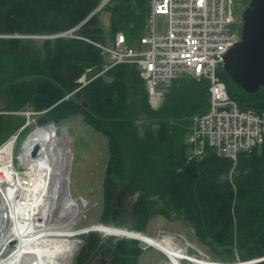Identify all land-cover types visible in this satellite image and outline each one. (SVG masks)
<instances>
[{"label":"trees","instance_id":"trees-1","mask_svg":"<svg viewBox=\"0 0 264 264\" xmlns=\"http://www.w3.org/2000/svg\"><path fill=\"white\" fill-rule=\"evenodd\" d=\"M100 1L0 0V35H51L78 26L75 35L82 37L45 38L39 44L32 38L0 37V74L11 67L7 77L0 76L4 110L17 111L28 105L36 114L43 111L36 120L39 125L47 121L57 124L81 114L107 138L102 223L111 222V205L119 193L139 192L129 207V230L144 232L158 214L171 219L182 216L215 261L264 256V142L238 154L235 163L211 149L200 158H189V126L192 117L207 108V84H200L202 97L189 107L162 101L152 108L135 64H116L98 74L105 57L93 42H106L100 11L109 12L112 35L122 31L132 43L144 32L148 9V0H108L94 12ZM88 68L96 76L76 90L78 79ZM217 74L241 108L264 111V87L249 93L221 66ZM141 113L149 120L143 133L135 125ZM25 121L24 117L0 113V142ZM163 199L173 207L174 216L159 204ZM115 221L124 227L123 219ZM78 237L81 244L76 264H84L103 242H108L110 249L106 264H137L144 250L137 239L113 242L109 237L104 241L94 230ZM251 264H264V260Z\"/></svg>","mask_w":264,"mask_h":264},{"label":"built area","instance_id":"built-area-1","mask_svg":"<svg viewBox=\"0 0 264 264\" xmlns=\"http://www.w3.org/2000/svg\"><path fill=\"white\" fill-rule=\"evenodd\" d=\"M107 1L101 0L97 10ZM228 1L148 0L144 32L137 44L129 43L122 31L109 43L93 42L109 57L105 70L135 64L148 95L157 102L178 76L206 81L207 108L192 117L187 135L189 158H200L211 149L236 161L238 154L264 142V111L241 108L217 74L224 54L240 39L239 30L229 28L233 18Z\"/></svg>","mask_w":264,"mask_h":264},{"label":"bare ground","instance_id":"bare-ground-1","mask_svg":"<svg viewBox=\"0 0 264 264\" xmlns=\"http://www.w3.org/2000/svg\"><path fill=\"white\" fill-rule=\"evenodd\" d=\"M16 140L17 136H11L0 146V249L9 241L16 242L0 264H71L81 241L75 235L83 233L73 225L86 204L69 192L72 136L66 128L59 135L50 122L37 125L18 154L26 168L21 177L13 163ZM35 146L38 150L32 155ZM55 208L62 210L56 217ZM9 217L11 227L3 231ZM93 226L105 235H122L158 249L166 257L159 264H185L187 259L192 264H219L208 258H187L165 238L104 223Z\"/></svg>","mask_w":264,"mask_h":264},{"label":"rangeland","instance_id":"rangeland-1","mask_svg":"<svg viewBox=\"0 0 264 264\" xmlns=\"http://www.w3.org/2000/svg\"><path fill=\"white\" fill-rule=\"evenodd\" d=\"M250 0H229L227 2V9L231 12L233 22L230 24L229 28L232 31L239 30L241 27L242 21V13L245 7L248 5ZM98 8L94 11H96ZM98 11V10H97ZM109 19V12L106 10L100 11V20L101 26L103 29V33L106 37V42L109 43L112 38V33L110 31L108 25ZM78 27L72 29L71 31L66 30L61 33L60 36L66 37H77L80 38L81 36L75 35V30ZM58 34V33H56ZM56 34L51 35H40V34H30V35H18V34H2L0 37H10V36H17L22 38H32L36 41L37 44L42 42V39L45 38H52L55 37ZM58 36V37H60ZM137 38L134 37L132 43H137L135 40ZM105 57L104 64H107L109 57L106 54H103ZM104 64L102 66V70L98 73L101 74L105 70ZM221 66V64H220ZM219 66V67H220ZM218 67V68H219ZM222 67V66H221ZM11 67L8 69L10 70ZM5 71L4 74H0V76L4 75L7 77L10 71ZM94 71L91 69H87L84 74L78 79L80 85L76 89L78 90L82 85L86 84L90 79L96 76ZM187 83H186V82ZM206 83L205 80L201 82L195 80H188L184 76H178L172 80L171 85L168 88V93L165 94L164 98H160V101L157 102L156 99L153 97L148 96V103L150 107L157 108V105L161 102L164 103H172V104H180L184 107H189L197 98L202 97V92L200 89V84ZM199 87V89H198ZM134 95H138L134 93ZM70 96L66 95L65 98ZM136 97V96H135ZM198 102V99L197 101ZM159 104V105H160ZM6 105V101L3 97L0 96V113L7 115L8 113L14 114L17 117H24L25 122L24 126L26 128L19 134L20 130L23 129L21 127L16 133L11 134L9 137H17L14 149H13V163L15 170L17 171V177H21V173H24L26 168L23 164L18 160V154L22 150L23 142L26 136L36 128L37 125V118L40 117L39 113H35L32 111L31 107L26 105L21 110L17 111H6L4 110V106ZM51 121L44 122L48 123ZM149 120L147 117L141 113L135 118V125L136 128L140 133H143L146 125L148 124ZM55 124V123H54ZM42 125V124H40ZM57 133L59 135L62 134L63 129L66 128L68 132L72 136V143H71V151H72V162L69 168V192L73 197L76 198H83L85 201V207L81 209L79 215L75 220V224L73 225V229L81 230L83 228L91 227L96 223L101 222L102 210L104 208V200H103V180L105 177V170L106 165L109 158L108 153V142L107 138L88 125L84 120L81 114L74 115L69 117L57 124ZM152 126L151 128H154ZM154 130V129H153ZM4 139L0 142V146L7 140ZM260 149V147H258ZM189 150V149H188ZM236 161H234L235 163ZM16 177V178H17ZM139 192L134 194H127L123 196L122 193H119L117 197H115L114 201L112 202L111 207V222L106 225H116L117 219H123L125 222L124 228L129 229L128 226V218H129V207L132 202L135 200L136 196ZM60 208H55L53 210V215L56 217L60 213ZM55 221V220H54ZM53 221V222H54ZM13 220L11 217L7 218L4 222L2 229L3 231L8 230L11 227ZM98 232V231H97ZM146 234L152 237H160L165 238L170 241V243L176 249L181 250L187 258L198 257V258H208L213 261L212 253L203 245H201L196 236L193 233V230L188 227L187 225L183 224L180 220L171 219L165 215L158 214L152 217L148 224L147 228L144 231ZM104 241L109 237H113V242L117 239L121 238H128L122 235H105L102 232H98ZM79 235H75L78 237ZM81 241L78 245L80 247ZM103 247L99 248V250L95 251L91 256L87 259L84 264H96L100 262L102 259H109L110 249L108 247V242H103ZM144 250L141 256L138 258L137 264H159L161 261L165 260L166 257L162 254L158 249L154 247H147V245L143 242L139 244ZM16 247V242L9 241L5 244V249H0V259L6 257L14 248ZM78 248L72 258L71 264H76L75 256L78 251ZM185 264H192L188 259L183 260ZM237 261V260H235ZM233 261V262H235ZM221 262V261H218ZM224 263H231V262H224Z\"/></svg>","mask_w":264,"mask_h":264},{"label":"water","instance_id":"water-1","mask_svg":"<svg viewBox=\"0 0 264 264\" xmlns=\"http://www.w3.org/2000/svg\"><path fill=\"white\" fill-rule=\"evenodd\" d=\"M221 66L230 79L246 92L254 93L264 87V0H250L243 10L240 39L224 54ZM50 123L54 124L53 121ZM37 150L38 147L35 146L32 155H35ZM159 204L167 209L172 216L175 215L173 207L167 199L161 200ZM178 220L191 228L189 223L183 221L182 216H179ZM95 229V226H91L83 228L79 232L85 233ZM135 232L144 233L143 231ZM261 260H264V256L247 261L218 263L251 264ZM106 263L107 260L103 259L96 264Z\"/></svg>","mask_w":264,"mask_h":264},{"label":"crops","instance_id":"crops-1","mask_svg":"<svg viewBox=\"0 0 264 264\" xmlns=\"http://www.w3.org/2000/svg\"><path fill=\"white\" fill-rule=\"evenodd\" d=\"M167 93V92H166Z\"/></svg>","mask_w":264,"mask_h":264}]
</instances>
